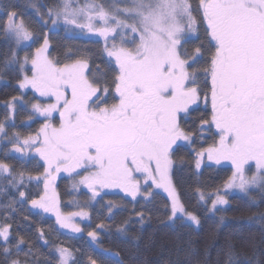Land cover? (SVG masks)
<instances>
[{
  "label": "snow or ice",
  "instance_id": "1",
  "mask_svg": "<svg viewBox=\"0 0 264 264\" xmlns=\"http://www.w3.org/2000/svg\"><path fill=\"white\" fill-rule=\"evenodd\" d=\"M36 11L39 37L14 5L0 4V31L8 41L0 78L14 69L21 74L18 88L43 98L28 102L27 121L43 118L34 134L9 131L18 104L25 102L23 92L6 102L0 120V142L12 145L0 159V193L15 189L19 197L4 205L10 212L17 204L30 203L40 210L37 215L54 214L60 229L80 233L75 218L90 214L83 206L61 211L55 182L65 173L72 177L73 189L83 186L93 201L105 189H119L132 201L139 196L144 202L153 198L154 190H162L170 199L168 221L174 227L188 221L199 227L200 218L186 209L172 172L184 142L204 140L205 132L213 140L195 151L196 172L205 162L231 165V175L221 186L224 194L217 189L207 198L210 210L220 211L218 205L229 203L228 189L264 191V0H195V7L192 0H130L122 8L95 0H58L45 13ZM60 28L101 37V57L77 51L63 62L52 59L48 32ZM193 38L200 43L189 49ZM200 104L210 109L209 116L195 127H183L181 121ZM10 156L20 169L7 162ZM25 164L35 166V175L24 170ZM33 180L38 189L42 185V194L35 198L20 190ZM196 191L205 201L204 191ZM116 207L108 203L109 216ZM133 214L140 218L135 223H144L145 211ZM131 223L123 221L116 232L127 237ZM12 229L11 216L0 217V264H41V245L57 255L56 264H76L73 251L51 245L42 228L36 230L35 250ZM87 235L98 238L96 231ZM139 239L133 237V242ZM236 257L235 244L226 242L225 264H236ZM89 261L97 264L92 257Z\"/></svg>",
  "mask_w": 264,
  "mask_h": 264
},
{
  "label": "trees",
  "instance_id": "2",
  "mask_svg": "<svg viewBox=\"0 0 264 264\" xmlns=\"http://www.w3.org/2000/svg\"><path fill=\"white\" fill-rule=\"evenodd\" d=\"M101 0H95V2ZM195 1V0H194ZM84 2V0H80ZM12 4L17 12L23 15L28 22H38L41 28L39 16L34 15L32 3L44 13L47 8L53 7L58 0H0V4ZM195 3V2H194ZM200 37L203 39V30H200ZM51 42V54L58 56L60 61H65L69 54L75 55L77 51L80 55L99 59L102 54L103 45L98 41L73 39L65 37L59 33L49 32ZM198 40H193L187 45L189 49L197 46ZM69 49L71 52H69ZM8 51V41L2 31H0V60ZM0 78V120L4 118L7 111L6 102L13 95H21L23 92L18 88L17 78L21 74L14 69L2 74ZM26 100H33L32 92L24 93ZM199 110L192 111L186 121H181L183 127H195L197 122L209 116L210 110L197 107ZM18 104L14 119L15 127L9 128L10 132L22 130L25 134L34 133V126L23 129L22 115L25 110ZM206 139L196 140L193 147L200 148L206 146L213 140L212 133L206 132ZM193 147L185 145L177 153L173 166V183L186 209L199 216L200 225L198 228L190 225L176 224L174 227L167 219L166 205L170 202L162 193L156 192L149 202L143 200L131 201L121 196H108L114 205L112 215L107 212V204L101 201V208L94 206L86 223L92 231L98 233V238L93 241L87 234L79 236L69 234L67 230L60 229L55 220L46 216L44 213L37 215L40 210L32 209L30 203L23 206L15 205L16 211L10 212L4 205L10 199H19L15 196V189L0 193V217L11 216L13 224L12 231L23 236L31 242L33 249L38 246L37 229L42 228L51 245L59 244L68 247L73 251L76 264H90L89 257L97 261V264H225L226 261V242L235 244L237 257L236 264H264V191L260 188H252L247 195L234 194L229 197V205L215 213H211L209 204H202L198 199L197 188L204 191L207 198L215 193L217 189L222 190L223 182L231 175L229 167L205 166L200 173L194 169ZM0 159H5L4 153ZM26 159V158H25ZM7 162L14 168L20 169L21 166L12 157L7 158ZM24 170L36 173L34 165L25 164ZM27 180V177H25ZM67 181L62 178L57 185L58 196L67 199ZM36 182L32 181L25 186L21 185L20 190L35 198L36 193L42 194V185L38 189ZM61 196V197H60ZM85 196H87L85 194ZM97 204V203H96ZM95 204V205H96ZM64 205V204H63ZM145 211L144 223H135L140 218L135 216V211ZM90 216V215H89ZM223 216V222L220 217ZM27 217V219H25ZM130 219L133 221L129 225L128 236L124 237L116 232V228L123 221ZM104 224V228L96 227ZM139 236L138 244L133 242V237ZM22 247H27L22 246ZM116 253H119L117 256ZM41 264H56L58 259L55 253L40 246L37 253ZM24 259L23 256L20 257ZM0 260L3 256L0 255Z\"/></svg>",
  "mask_w": 264,
  "mask_h": 264
},
{
  "label": "rangeland",
  "instance_id": "3",
  "mask_svg": "<svg viewBox=\"0 0 264 264\" xmlns=\"http://www.w3.org/2000/svg\"><path fill=\"white\" fill-rule=\"evenodd\" d=\"M195 1L194 0H192V3H193V7H195V3H194ZM81 3V2H80ZM84 2H82L81 4H83ZM96 3H102V4H104L105 6H109V5H112L113 3H115V5L116 6H118V7H120V8H122V7H124L125 6V4H127V3H130V0H101L100 2L99 1H97ZM35 6V7H34ZM31 7H32V10H33V13H34V15H38L37 14V11H36V9H37V6L34 4V3H32V5H31ZM40 11V13L41 14H43L44 12L43 11H41V10H39ZM39 16V18H40V15H38ZM45 18H46V16H45ZM41 20V19H40ZM26 21V20H25ZM27 22V21H26ZM31 27H32V29L34 30V32H35V35H36V37H39L40 35H41V28H39V23L38 22H35V21H28L27 22ZM45 31H47V29L45 28L44 29ZM51 33H59V34H62V35H64L65 37H71V38H73V39H84V40H92V41H98V42H100L103 46H104V41H103V39L101 38V37H99L98 35H96V34H94V33H88L87 32V30H84L83 32H81L80 30H76V32L75 33H70V32H65L64 30H63V28H60L58 31H55V32H51ZM200 35V34H199ZM48 37H49V32H48ZM49 40H50V38H49ZM193 40H195L194 38H193ZM192 40V41H193ZM51 43V42H50ZM36 46H39L38 44L37 45H35L34 47H32L31 49H28V51H29V53H32V52H34L35 51V47ZM187 46V45H186ZM49 53H50V56H51V58L52 59H54V60H58V61H60V59H59V57L58 56H54V55H52L51 54V47H50V49H49ZM20 55L22 56L23 55V52H21L20 53ZM1 80V79H0ZM24 93H27V92H32L31 90H22ZM33 93V95H34V98L35 99H41V100H43V98H40L39 96H38V94H36V93H34V92H32ZM35 99H33V100H26L25 98H24V104L23 105H21V107H22V109H24L25 110V114L24 115H22V119H21V124H22V126H23V129H25V128H29V127H32V126H34V128H35V131L40 127V121L43 119V118H37V119H35V120H33V121H31V122H29V121H27V113L28 112H30L31 111V109H30V107H29V105H28V102H34V100ZM199 107H202V104H200V105H198ZM198 106H194V107H198ZM203 108V107H202ZM21 109V110H22ZM14 123V125H15V122H13ZM12 123H11V121L9 122V125H11ZM11 129L9 128V131H10ZM21 135L22 136H27V135H29V134H34V133H29V134H25V131L24 130H22L21 132ZM207 134H206V132L204 133V136L205 137H207L206 136ZM185 143V145H188V146H190V147H193V144H188L187 142H184ZM207 146V145H206ZM12 147V145H11V143L9 142V141H7V140H4L3 142H0V158H1V155L3 154V153H5V151L7 150V149H10ZM199 148H196V147H193V151H194V153H195V151L196 150H198ZM13 155H16V156H18L19 154H13ZM26 159H27V157H26ZM205 166H215V167H229V168H231V165L230 164H228L227 162H224V163H222V164H220V165H216V164H213V163H211V162H205L204 164H202V167H201V169L199 170V173L202 171V169L205 167ZM62 178H66V179H68V181H67V188H66V190H67V199H61L60 200V198H59V200H60V209H61V211L63 212V213H67V212H69V211H79L80 210V207L79 206H83L84 207V210L85 211H87V212H89V214H90V219H91V213H93L94 212V206L95 207H97L96 208V210L95 211H97V209H100L101 208V201H103V204L104 203H106L107 205H108V203L109 202H111V200H109L107 197L108 196H121V197H124V198H126V199H129V200H131V198H129V197H125L124 196V194L119 190V189H105V190H103V191H101V194H100V196H98V197H96V199L93 201V200H90V197H91V193L86 189V188H84L83 186H81L78 190H76V189H73V187H72V184H73V180H72V177H70V176H68L67 174H65V173H61L58 177H57V179H56V182H55V188H56V192H57V194H59L58 193V191L59 190H57V185H58V182L62 179ZM172 179H173V177H172ZM34 181V180H33ZM35 182V181H34ZM252 189V188H251ZM251 189H249V191L251 190ZM156 192H159V193H162L164 196H166L167 197V193H164L162 190H159V189H156V190H154L153 191V194H155ZM221 194H224V190L222 189L221 191ZM249 193V192H248ZM248 193H244V192H241V191H239V190H237V189H228L227 190V195H226V198L228 199V201H229V197L231 196V195H234V194H241V195H247ZM85 194L87 195V196H85ZM60 195V194H59ZM59 197V196H58ZM61 197V196H60ZM101 197H103V199L101 200ZM168 198V197H167ZM149 199H151V198H149ZM137 200H143L141 197H137ZM136 200V201H137ZM168 200H169V202H170V199L168 198ZM132 201V200H131ZM135 202V201H134ZM202 204H204L205 202H206V204H207V201L205 200V201H200ZM97 203V204H96ZM64 204V205H63ZM96 204V205H95ZM229 205V203L227 204V205H218L217 207H218V209H223V208H226L227 206ZM92 208H94V209H92ZM209 208H210V204H209ZM36 210H38V209H36ZM211 211V210H210ZM211 213H215V212H213V211H211ZM46 216H48V217H50V218H52L53 220H55V216H54V214H52V213H44ZM89 217L87 218V219H83V218H80V217H76L75 219H76V222H78L79 224H80V227L82 228V231L84 232V234H87L89 231H92V228L90 229V226L88 227V224L89 225H91V223H86L87 221H88V219H89ZM187 224H190V225H192V226H194V227H196V228H198L196 225H193V224H191V222L190 221H188V222H186ZM97 227V226H96ZM63 230H65V229H63ZM82 231L80 232V233H72L70 230H67V232L69 233V234H73V235H76V236H79V235H81L82 234ZM89 238L92 240V237H90L89 236Z\"/></svg>",
  "mask_w": 264,
  "mask_h": 264
},
{
  "label": "flooded vegetation",
  "instance_id": "4",
  "mask_svg": "<svg viewBox=\"0 0 264 264\" xmlns=\"http://www.w3.org/2000/svg\"><path fill=\"white\" fill-rule=\"evenodd\" d=\"M202 107L204 108V109H208V107L206 106V105H204V104H202ZM210 110V109H209Z\"/></svg>",
  "mask_w": 264,
  "mask_h": 264
}]
</instances>
